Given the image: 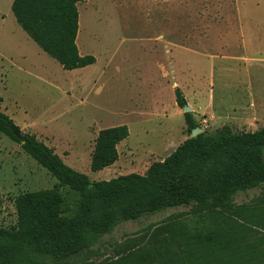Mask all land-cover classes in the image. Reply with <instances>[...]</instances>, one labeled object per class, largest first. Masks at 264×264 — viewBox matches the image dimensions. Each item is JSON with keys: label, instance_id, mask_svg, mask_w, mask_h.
Segmentation results:
<instances>
[{"label": "rangeland", "instance_id": "obj_1", "mask_svg": "<svg viewBox=\"0 0 264 264\" xmlns=\"http://www.w3.org/2000/svg\"><path fill=\"white\" fill-rule=\"evenodd\" d=\"M11 3L0 0V110L90 180L143 173L151 162L163 159L190 136L174 89H184L190 106L195 103L205 107L208 91L204 89L201 94V88L208 87L201 84V92L192 91L191 84L179 81L182 72L196 80L198 73L209 75L214 70V84L208 86L214 90L216 108L220 104L237 106L249 88H262L259 82L264 77V62L231 60L227 56L259 57L264 0H191L183 13H171L167 20L159 10L148 18L146 7L141 8L134 0L81 1L77 4L76 45L79 53L92 54L96 60L72 70L63 69L32 41L16 22ZM196 28H203V33L186 44L207 57L202 56V62L192 68L161 66L168 64L171 55L180 64L197 58L184 47H168L155 36L162 34L177 45L182 43V29ZM148 31L154 35L146 34ZM212 53L218 58H210ZM191 113L203 130L221 127L203 120L202 110L193 108ZM230 115L228 124L233 130L252 131L264 126V107H250L238 118ZM120 124L127 125L129 134L117 144V161L91 170L90 155L98 130ZM52 187L64 197V212L72 214L78 192L59 186L20 143L0 132V227L15 225L17 194ZM234 201L263 203L264 184L238 193ZM188 209L167 208L118 223L94 245L97 254L91 261L101 262L117 250L148 247L154 227L169 216L177 215V220L193 226L195 219L186 214Z\"/></svg>", "mask_w": 264, "mask_h": 264}, {"label": "trees", "instance_id": "obj_2", "mask_svg": "<svg viewBox=\"0 0 264 264\" xmlns=\"http://www.w3.org/2000/svg\"><path fill=\"white\" fill-rule=\"evenodd\" d=\"M84 0H12L18 25L63 69L95 62L76 45L77 4ZM175 102L185 105L179 87ZM191 132L200 126L184 113ZM0 132L45 167L59 186L78 192L72 214L55 187L24 191L14 198L16 223L0 227V264H264V202L237 204L234 197L264 184V126L233 130L224 124L187 137L143 173L90 180L34 134L23 132L0 110ZM129 134L126 124L99 129L90 155V169L100 170L118 159L117 144ZM188 206L193 226L169 216L154 225L150 245L116 251L91 261L94 245L122 221Z\"/></svg>", "mask_w": 264, "mask_h": 264}, {"label": "crops", "instance_id": "obj_3", "mask_svg": "<svg viewBox=\"0 0 264 264\" xmlns=\"http://www.w3.org/2000/svg\"><path fill=\"white\" fill-rule=\"evenodd\" d=\"M128 1H130V0H128ZM134 1L138 2V6H140L141 8L145 9V7H146L147 10H145V12H146L148 18L153 15L152 14L153 12H155L156 10H159L163 16V20H167V18L170 15H172L171 13H175V14L180 15L179 13L184 12L185 6L188 4V2L189 1L191 2V0H134ZM148 8H150V9H148ZM179 10H183V11H179ZM202 29L203 28H196L195 30L194 29H187L186 31L184 29H182L183 30L182 31V37H181L182 43H180V44L178 43L177 45H174L173 42L170 43L169 40L166 41L167 38L165 36H163L162 34L156 35L155 38L157 37L163 43H166L168 45V47L172 46L176 50L178 48L182 49V47H184L183 49L195 54L196 58H197L194 61H185V62H182V64H180L179 61L174 60V57H172V55H171L168 57V64L163 63L160 65L164 66V67H168V66L180 67V66H182V68L197 67V66H195V64L199 65L200 61L202 62V60L200 58L202 56L207 57V55H202L200 52H197L195 49L188 47L186 43L188 41H193L197 35H200L201 33H203ZM176 30H179V29H176ZM261 31L263 33V37H262V39H258V42L262 41V45H260V51H259L260 53H259L258 58H250V57H246L245 55H243V56H233L232 55V56H227V58H229L231 60H238V61H251V60L258 59L260 62H264V57H263V54H264V30H261ZM150 32H152V31H148V33H146V34L154 35V33H150ZM170 38L171 37H168V39H170ZM134 41L140 42L137 39ZM168 47H166V48L169 49ZM209 57L212 59L218 58L217 54H215V53L210 54ZM210 66H213L212 62L210 63ZM192 71L193 70H191L190 72H192ZM195 74H196V72H195ZM179 75L181 77V78H178L179 81L191 84L190 87L192 86V91H194V89L197 91L199 89V91H200L201 84H202V86L207 84L208 88L202 87L201 88L202 92L200 91L201 94L203 93L204 89H206V91H208L207 92L208 93L207 99H206L207 102L205 103L206 104L205 107L195 105V103L194 104L192 103L191 110L193 108H195L196 110H202L203 120H206L209 123L215 122L216 124L219 123V125L222 126L224 124L229 123L228 119L232 118V115H230L231 113L234 115L233 117L238 118L241 115V113H244V111L245 112L249 111L250 107H254V106H256V107L258 106L259 108L264 107V77L262 79H260L261 82H259V85L260 86L262 85V88H258L257 86H255V88H249V90H247L246 93L241 97V100L237 106H231V107L226 108V107H223V105L221 106V104H220V106L216 108L215 103H214V100H215L214 90H213V88H209V86H208V83H211L212 85L214 84V70H211L209 72V75L208 74L205 75L202 72L198 73V77H195L196 80L189 79L187 76H185L184 72H182ZM206 76H208V78H206ZM185 88L187 90H190V88L188 89L186 86H185ZM183 91H184V89H183ZM183 94H184L185 98H187L185 91ZM229 112H231V113H229ZM221 119H224V120L222 122H220Z\"/></svg>", "mask_w": 264, "mask_h": 264}, {"label": "water", "instance_id": "obj_4", "mask_svg": "<svg viewBox=\"0 0 264 264\" xmlns=\"http://www.w3.org/2000/svg\"><path fill=\"white\" fill-rule=\"evenodd\" d=\"M182 111L185 112H190L191 111V106L189 104H185L181 107ZM203 129L200 126L194 127L191 132H190V137H194L197 134H199L200 132H202Z\"/></svg>", "mask_w": 264, "mask_h": 264}]
</instances>
